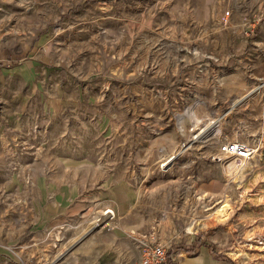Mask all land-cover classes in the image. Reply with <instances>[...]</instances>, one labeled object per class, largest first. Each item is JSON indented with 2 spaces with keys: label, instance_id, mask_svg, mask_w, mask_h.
<instances>
[{
  "label": "rangeland",
  "instance_id": "rangeland-1",
  "mask_svg": "<svg viewBox=\"0 0 264 264\" xmlns=\"http://www.w3.org/2000/svg\"><path fill=\"white\" fill-rule=\"evenodd\" d=\"M196 2L204 3L0 0V47L14 53L17 62L49 68L60 90L84 97L83 114L68 117L80 122L50 135L52 141L59 131L66 134L56 141L62 147L55 155L95 159L110 141L127 144L133 130L136 146H149L157 161L135 169L142 179L133 185L136 198L127 212L158 192L154 201L160 214L152 216L156 233L134 230L138 224L133 221L143 229L144 219L123 213L121 200L105 202L101 211L111 209L105 214L90 204L54 229L49 256L97 254L138 264V240L146 235L174 249L172 257L182 255L177 247L203 244L225 264H264L263 41L256 29L249 32L245 19L252 40L248 49L224 60L210 55L212 41L192 34L202 29L190 23L188 3ZM231 140L253 145L255 151L245 161L221 157L220 146ZM192 156L195 162L182 161ZM191 169L200 180L189 188L183 178L191 177ZM120 196L125 202L132 194L125 190ZM224 202L228 209L222 216L218 209ZM7 250L16 264H27L17 256L18 245Z\"/></svg>",
  "mask_w": 264,
  "mask_h": 264
},
{
  "label": "crops",
  "instance_id": "crops-1",
  "mask_svg": "<svg viewBox=\"0 0 264 264\" xmlns=\"http://www.w3.org/2000/svg\"><path fill=\"white\" fill-rule=\"evenodd\" d=\"M211 1L206 0L202 6L198 2L188 3L192 13L190 23L202 27L192 34L212 41V47L207 49L212 52L210 55L224 60L236 50L248 49L252 41L248 33L253 29L256 36H261L260 46L264 48V0H213V5ZM203 7H206L205 12ZM225 16L228 21L223 23ZM245 19L251 26L249 32L244 26ZM230 46L235 48L230 49ZM57 83L49 68H42L33 61L17 62L14 53L0 47V264H16L7 245H18L20 255L17 256L27 264H123V258L118 256H49L48 245L54 240V229L61 223L90 204L100 208V214H105L106 208L101 209L108 201L119 203L121 200L123 213L143 217V229L142 223L135 220L133 224L138 225L133 226L134 230L156 233L157 226L152 222L156 220L152 216L160 214L154 201L160 197L158 192L147 195L151 201L127 212L136 198L133 185L142 179L135 169L150 168L157 161L151 159L149 146L145 147L144 143L136 146L133 130L127 144L110 141L109 148L106 146L103 154L95 159L70 155L58 158L55 151L62 145L56 141L66 134L59 131L52 141L49 137L56 128L75 126L76 120L80 122L68 117L70 112L83 114L84 97L66 94V89L60 90ZM132 100L134 102L135 98ZM130 112L134 116V106L130 107ZM142 136L145 142V134ZM140 149L146 151L140 155ZM74 151L81 153L82 148L75 147ZM182 161L187 164L195 159L184 157ZM199 180V172L192 170L191 177H184L183 183L191 188ZM125 190L132 196L131 200L123 202L120 195ZM154 238L160 240L158 236ZM205 246L178 248L182 255L172 257V252L169 263L225 264L224 257Z\"/></svg>",
  "mask_w": 264,
  "mask_h": 264
},
{
  "label": "built area",
  "instance_id": "built-area-1",
  "mask_svg": "<svg viewBox=\"0 0 264 264\" xmlns=\"http://www.w3.org/2000/svg\"><path fill=\"white\" fill-rule=\"evenodd\" d=\"M228 17H222V22L226 23ZM221 157H234L237 161H245L250 158L255 151V147L248 143L237 140L225 141L219 148ZM107 210V209H106ZM169 247L146 235L138 240L139 262L138 264H173L168 263L167 251ZM172 259V258H171Z\"/></svg>",
  "mask_w": 264,
  "mask_h": 264
},
{
  "label": "bare ground",
  "instance_id": "bare-ground-1",
  "mask_svg": "<svg viewBox=\"0 0 264 264\" xmlns=\"http://www.w3.org/2000/svg\"><path fill=\"white\" fill-rule=\"evenodd\" d=\"M196 125H197V124H196ZM204 127H205V126H204ZM203 130H204V128L200 129V131L198 130L199 132H198V131L195 132L194 135H193V137H194V138L198 137V135L200 134V132L203 131ZM167 160H168V159H167ZM164 162H165V161H164ZM229 163L232 164V161H230ZM162 164H163V163H162ZM230 164H229V165H230ZM233 165H234V164H233ZM231 172H232V171H231ZM231 172H230V173H231ZM227 209H228V208H227V203L224 202V203L219 207V209H218V213H219L220 215L224 216L225 213H226V211H227ZM106 212H111V209H108ZM190 224H191V223H190ZM191 226H192V225H190V227H191ZM190 227H189V228H190ZM190 229H191V228H190ZM190 231H191V230H190Z\"/></svg>",
  "mask_w": 264,
  "mask_h": 264
},
{
  "label": "trees",
  "instance_id": "trees-1",
  "mask_svg": "<svg viewBox=\"0 0 264 264\" xmlns=\"http://www.w3.org/2000/svg\"><path fill=\"white\" fill-rule=\"evenodd\" d=\"M193 247V246H192ZM178 248H181V247H177V249ZM194 248H196V247H193V249ZM173 252V249H168V251H167V258H168V263H169V261H170V255H171V253Z\"/></svg>",
  "mask_w": 264,
  "mask_h": 264
}]
</instances>
